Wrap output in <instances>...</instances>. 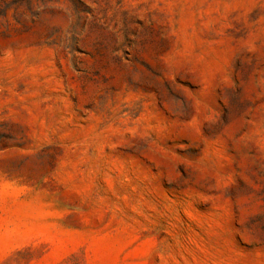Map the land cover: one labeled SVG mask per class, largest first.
Segmentation results:
<instances>
[{
  "label": "rangeland",
  "instance_id": "1",
  "mask_svg": "<svg viewBox=\"0 0 264 264\" xmlns=\"http://www.w3.org/2000/svg\"><path fill=\"white\" fill-rule=\"evenodd\" d=\"M0 264H264V0H0Z\"/></svg>",
  "mask_w": 264,
  "mask_h": 264
}]
</instances>
